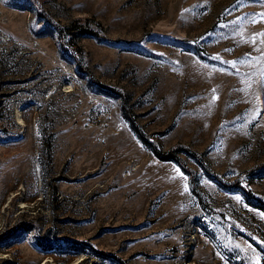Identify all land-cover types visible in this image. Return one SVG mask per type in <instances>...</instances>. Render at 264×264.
<instances>
[{
	"label": "rangeland",
	"instance_id": "374dc122",
	"mask_svg": "<svg viewBox=\"0 0 264 264\" xmlns=\"http://www.w3.org/2000/svg\"><path fill=\"white\" fill-rule=\"evenodd\" d=\"M261 14L0 0V264H264Z\"/></svg>",
	"mask_w": 264,
	"mask_h": 264
},
{
	"label": "trees",
	"instance_id": "16d2710c",
	"mask_svg": "<svg viewBox=\"0 0 264 264\" xmlns=\"http://www.w3.org/2000/svg\"><path fill=\"white\" fill-rule=\"evenodd\" d=\"M71 29H74V27L73 28H67V29H65L66 30V32H70L71 31ZM58 41H59V45H60V47H61V49L68 55V56H70L71 58H77L80 54H81V47L80 46H78V45H76V44H73V42L70 40H66L65 39V35H64V33L63 32H61V31H59L58 32ZM174 152L175 151H171L170 153H169V156H174L173 154H174ZM159 156V155H158ZM159 157H161V156H159ZM162 158V157H161ZM168 159H171V160H173V161H176V162H180L179 161V159H177V158H175V157H169ZM183 168V170L185 171V172H188L184 167H182ZM237 182L235 181V182H233L232 183V185H233V187H235V186H237ZM239 186V185H238ZM237 188H240L241 189V187H237ZM244 192H246V193H249L250 191H249V189H242Z\"/></svg>",
	"mask_w": 264,
	"mask_h": 264
},
{
	"label": "snow or ice",
	"instance_id": "6c2138e0",
	"mask_svg": "<svg viewBox=\"0 0 264 264\" xmlns=\"http://www.w3.org/2000/svg\"><path fill=\"white\" fill-rule=\"evenodd\" d=\"M261 19H264V14H261ZM253 22H256V21L254 20ZM260 35H264V33H262Z\"/></svg>",
	"mask_w": 264,
	"mask_h": 264
},
{
	"label": "bare ground",
	"instance_id": "6f19581e",
	"mask_svg": "<svg viewBox=\"0 0 264 264\" xmlns=\"http://www.w3.org/2000/svg\"><path fill=\"white\" fill-rule=\"evenodd\" d=\"M18 112V111H17ZM16 112V115H18V113Z\"/></svg>",
	"mask_w": 264,
	"mask_h": 264
}]
</instances>
